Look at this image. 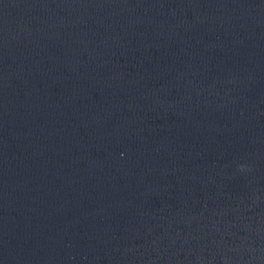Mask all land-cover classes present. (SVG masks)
<instances>
[{
    "label": "water",
    "instance_id": "obj_1",
    "mask_svg": "<svg viewBox=\"0 0 264 264\" xmlns=\"http://www.w3.org/2000/svg\"><path fill=\"white\" fill-rule=\"evenodd\" d=\"M0 264H264V0H0Z\"/></svg>",
    "mask_w": 264,
    "mask_h": 264
}]
</instances>
